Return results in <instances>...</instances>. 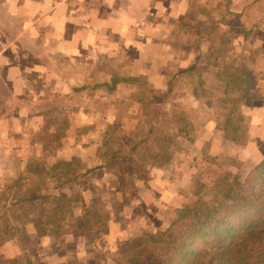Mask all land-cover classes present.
Instances as JSON below:
<instances>
[{
	"label": "crops",
	"instance_id": "crops-1",
	"mask_svg": "<svg viewBox=\"0 0 264 264\" xmlns=\"http://www.w3.org/2000/svg\"><path fill=\"white\" fill-rule=\"evenodd\" d=\"M219 1L225 2L0 0V181L6 178L9 182L22 171L42 172V182L50 180L48 172L52 166L74 157L81 161L83 171L98 166L102 162L99 149L104 146L106 127L113 119L103 118L101 126L92 111L87 114L82 102L84 98L98 100V92L108 88L97 85L111 84L115 77L141 76L152 87L165 92L173 88L172 82L181 70L182 75H200L209 93L231 98L232 92L237 96L236 90L227 93L221 73L230 54L233 59L239 56L235 66L242 62L247 64V56H252L249 70L256 83L248 89L250 103L240 107H247L256 116L252 134L255 139L264 140V36L258 35L259 29L264 28V0H232L231 5L243 6L238 11L249 12L250 16L245 22L240 15L243 18L240 27L247 28L248 32L246 35L235 32L230 42L223 41L224 35L235 28V21L228 23L222 16L216 17V29L223 32L218 39L211 37L213 30L206 29L203 23L209 19L206 8L210 10L211 4ZM138 85L120 81L114 91L123 99ZM193 85V88L182 90L189 97L188 91L196 89V84ZM191 97L189 101L196 96L193 93ZM203 103L206 105V100ZM215 120L209 117L207 126L211 128V124H215L224 132V138L229 139L220 128V121L215 123ZM204 138L211 137L205 135ZM112 148L102 150L112 152ZM41 161L46 163L40 166ZM115 161L105 163L97 171L111 178L114 173L110 166ZM151 167L153 171L162 170L159 166ZM87 177L60 187L57 181L54 189L57 193L72 195L80 190ZM34 180L35 177H27L24 183L20 180L19 185L28 187ZM148 183L137 179L135 185L142 201L154 203L152 191H156V185ZM3 186L16 189L18 181L14 178L9 184L1 182L0 187ZM9 195L11 199H0V203L9 206L18 200L16 191H10ZM74 199V214L79 216L84 211V198L74 196ZM163 200L170 206L177 204ZM23 204L32 206L30 201H23L20 206ZM3 207L0 204V214L7 209ZM29 216L26 234L37 240L33 242L28 238L27 244L17 237L0 240V255L15 258L28 252L27 247L37 248L38 245L39 253L41 246L47 252L50 242L60 243L58 237L64 235L51 232L40 235L36 221L38 213L31 210ZM116 220L120 223L112 222L110 233L119 237L118 240L131 234L133 226L137 227H124L128 221L126 217ZM86 244L81 236L78 237L77 254L84 248L87 261H91L92 254ZM99 247L102 244L94 245L95 249Z\"/></svg>",
	"mask_w": 264,
	"mask_h": 264
},
{
	"label": "rangeland",
	"instance_id": "rangeland-1",
	"mask_svg": "<svg viewBox=\"0 0 264 264\" xmlns=\"http://www.w3.org/2000/svg\"><path fill=\"white\" fill-rule=\"evenodd\" d=\"M219 2L211 4L210 10L206 8L209 19L203 23H206V29L209 30L211 28L213 30L211 37L218 39L223 34V32H218V28L216 29L218 26L215 24L216 17L220 16L225 18L228 23L232 21L236 22L235 28L232 31L228 30L224 35V38H226L223 40L224 42H230L235 32L241 31L246 35L248 29L240 27V23H242L243 18L246 22V18L249 19L250 13L239 12V8L241 9L243 6L235 8L233 4L231 5L232 0H225L224 4L223 1ZM232 7L237 10H233ZM233 12H237V14ZM262 13L258 14L261 15ZM258 35L264 36V28L259 29ZM230 56L228 64L234 65L239 56H235L234 59L231 54ZM251 57L250 55L247 56L248 64L253 60L250 59ZM178 74L179 76L174 79L173 92L171 94L168 91L162 92L145 82L139 84L130 93V96L123 99L120 97L118 91L100 90L98 92V100L84 98L82 102L83 107H85L87 114H90V111H92L93 117H97L99 123L101 121V126L104 125L103 118L113 119L111 123L108 122L109 124L106 127V131L109 130V136L111 134L113 137L119 138L135 136L137 134L139 137H143L147 134L155 120H157V112L159 110L163 109V111L170 112L172 104L170 102L165 104L161 102L162 98L169 94L171 100H177V103L185 106L192 121L191 133L194 135L195 140L193 142L189 141L182 134L177 124L170 123L171 120L168 121L167 117L163 118L159 129L164 134L168 133L173 136L174 140L173 143H168V149L170 147L173 149L172 158L161 168L162 170L153 171L154 167H151L148 163H146V168L141 167L138 156H135L134 161H136V164H134L131 170L136 167L141 168L139 175L134 173L132 175V173L124 171L122 161H115L110 166V170L114 173L111 178H105L103 171H96L92 175H88L80 185V190L71 195L76 198H84V211L77 217L75 215L68 225H64V221H60L59 215L55 214L51 205L46 204L44 206L47 219L51 220L49 227L63 225L62 227L70 228L75 236L72 233H69L71 235L65 234L64 236H59L58 242L60 243L50 242L46 248L47 252L41 246L42 252L39 253L37 249L40 246L38 245L39 247L37 246V248H35L36 246H33V248L27 247L29 249L28 252L21 253L15 258L0 255V264H115V256L119 244L144 233L156 234L161 229L167 227L175 216L174 209L177 206L174 205L194 207L201 200L211 199L225 182L230 181L235 184H242L244 182L249 171L264 158V140L255 139L252 134L254 131L253 124L257 121L256 116L252 115L247 107L243 109L240 107L247 100L244 98L239 106L236 104L239 109H234L232 103L226 104L223 102V96L209 93L203 87V84L200 83V75L190 77L181 73ZM193 84H196V89L188 92H190L191 96L194 93L196 97L194 100L189 101L193 97H189L188 93L182 90L193 88ZM238 97V93L236 96L231 92L230 102ZM205 100L207 102L206 105L209 104L211 107L204 105L203 102ZM240 102L238 101V103ZM209 117L226 125L227 131H230L233 137H238V142L225 139L224 132L217 128L215 124H211V128L208 127L207 121ZM242 117L243 120H241ZM128 118L133 121H128ZM228 118L229 120L227 121ZM226 121L227 123L225 124ZM234 125L241 127V130L239 129L240 132L238 129H235ZM60 132L62 133L63 131L61 130ZM203 135L210 136L211 138H204ZM246 136H248V139H246ZM152 143V149L149 148V145L143 146L141 153H145L151 157V151L158 149L160 146L158 142L152 141ZM109 148H112V151L120 149V144L114 145L113 142L111 146L105 147V149ZM45 163L41 161L39 164L42 166ZM64 167V163L52 166L48 172L49 178L52 179H44L43 182L41 180L42 172H19L11 178H16L18 185L20 180L24 183L23 181L27 177H35V180L28 187L17 186L15 187L16 189L7 188L6 186L0 187V199L2 201L11 199V195H9L10 191H16L19 198L25 194L35 192L57 194L54 186L57 181L59 183V180L64 177ZM74 167H77L76 163ZM2 177L5 178V176ZM11 179L7 182L5 178L0 183L9 184ZM137 179L147 180V183L150 181L156 185V191H152L153 197H155L154 203L142 201L141 196L138 194V187L135 185ZM37 186L39 187L38 189ZM163 199L175 201L177 204L170 206ZM31 210H34L32 206L28 207L23 204L15 212L18 217L10 213L11 216L8 221L13 225V228L9 231V235L5 236V239H3L4 237H0V240L17 237L26 244L28 238H32V241L35 242L37 240L36 237L30 238L26 234V223L30 220L29 213ZM35 212L38 213L36 221L40 225L43 217L41 218L38 210L35 209ZM120 216L128 219L124 227L132 225H136L137 227L133 226L132 230H130L131 234L118 240L119 237L111 236L110 232L112 230L111 223H120L119 220H116ZM5 224L6 220L1 221L0 229ZM139 224L141 226H138ZM79 235L82 240L86 241V245L90 249L88 252L92 254L90 257L91 261H87L86 250L84 248H81L79 255L77 254L76 246L78 245L76 244L78 237H80ZM98 244H102V247L95 249L94 245ZM75 258L77 261L73 260ZM143 264L154 263L146 260Z\"/></svg>",
	"mask_w": 264,
	"mask_h": 264
},
{
	"label": "trees",
	"instance_id": "trees-1",
	"mask_svg": "<svg viewBox=\"0 0 264 264\" xmlns=\"http://www.w3.org/2000/svg\"><path fill=\"white\" fill-rule=\"evenodd\" d=\"M221 73L227 84V93L236 90L239 96L237 99H231L230 102V97L227 95L223 102L232 103L234 109L243 102L244 98L247 100L244 104L250 103L248 89L256 83V80L251 75L249 64L245 62L237 66L227 64ZM120 81L133 84L146 82L141 76L115 77L111 84L103 83L97 87H107L109 91H114ZM200 83H203L201 78ZM172 92L173 88L168 91L170 94ZM154 97L156 98L155 95ZM161 102L172 104L170 112L159 110L157 120L145 136L139 137L136 134L116 138L111 134L109 136L107 130L103 139L104 146L99 149L102 162L85 171L77 157L64 162V177L59 180L58 186L93 174L111 160L122 161L123 170L132 175L133 173L139 175L141 169L136 167L131 170L136 164L135 156H138L141 167L146 168V163L151 166H165L173 155V149L171 147L168 149V143H173L174 137L168 133L164 134L159 129L163 118L167 117L168 121L171 120L170 123L177 124L189 141L193 142L195 137L191 133L193 125L185 106L171 100L169 94L164 96ZM219 126L230 140L238 142V137H233L230 131H227L226 125L219 122ZM234 127L240 132V126L234 125ZM152 141L160 144L158 149L151 151V157L142 154L143 146L149 145L152 149ZM113 142L120 143L121 149L112 152L102 150ZM127 147L129 149L125 151ZM75 163L77 167H74ZM74 200V196L62 192L57 194L35 192L18 197V200L9 206L1 202L3 208L7 207V209H3L0 214V222L6 220V224L0 229V237L5 239V236L9 235V231L13 228L8 221L10 213L18 217L15 212L23 201H30L34 210H38L41 218L43 217L38 225L40 235L49 232L56 235L72 233L70 228L62 227L63 225L49 227L51 220L47 219L44 206L51 205L55 214L59 215L60 221L68 225L75 217ZM174 210L173 220L156 234L144 233L121 242L116 252L115 264H143L146 260L154 264H264V158L249 171L242 184L227 181L211 199L201 200L194 207L178 206Z\"/></svg>",
	"mask_w": 264,
	"mask_h": 264
}]
</instances>
